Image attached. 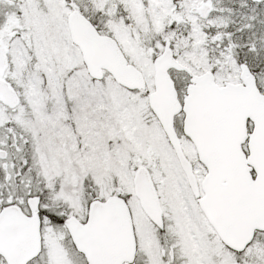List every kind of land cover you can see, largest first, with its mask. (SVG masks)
<instances>
[{"label": "snow or ice", "instance_id": "snow-or-ice-1", "mask_svg": "<svg viewBox=\"0 0 264 264\" xmlns=\"http://www.w3.org/2000/svg\"><path fill=\"white\" fill-rule=\"evenodd\" d=\"M0 264H264V0H0Z\"/></svg>", "mask_w": 264, "mask_h": 264}]
</instances>
